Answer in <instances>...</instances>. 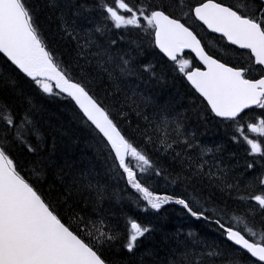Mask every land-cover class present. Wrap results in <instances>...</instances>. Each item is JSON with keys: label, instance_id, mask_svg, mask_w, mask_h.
<instances>
[{"label": "snow or ice", "instance_id": "obj_1", "mask_svg": "<svg viewBox=\"0 0 264 264\" xmlns=\"http://www.w3.org/2000/svg\"><path fill=\"white\" fill-rule=\"evenodd\" d=\"M44 7L81 77L50 47L30 0H0V54L38 91L75 102L106 172L65 161L59 191L45 190L55 161L44 154L39 109L30 98L23 111L0 101V264H146L145 256L151 264H264V0H45ZM95 9L101 20L89 18ZM148 49L190 85L179 101L150 93L164 71L142 58ZM9 86L16 81L0 74V90ZM189 112L205 126L231 129L243 163L226 160L223 144L202 143ZM109 179L130 186L144 212L179 206L230 243L177 230L165 236L166 248L142 253L157 229L127 217L120 227L105 207L123 198ZM157 179L172 191H159Z\"/></svg>", "mask_w": 264, "mask_h": 264}, {"label": "trees", "instance_id": "obj_2", "mask_svg": "<svg viewBox=\"0 0 264 264\" xmlns=\"http://www.w3.org/2000/svg\"><path fill=\"white\" fill-rule=\"evenodd\" d=\"M83 2V0H82ZM91 5L93 0H87ZM108 3H113L114 0H107ZM30 3L37 5L40 9V21L44 28L47 41L50 47L55 49V53L59 59L63 60L66 65L71 64L69 71L73 77L80 78V69L75 66V53L72 52L66 44L60 40V34L57 31L55 20L49 19L52 16L45 7V0H30ZM99 9H95L89 14V18L93 21L101 20L102 17L99 14ZM59 15V13H56ZM216 42V41H214ZM223 42H216L217 47H221ZM146 61H151L157 64L158 69H163L164 78L161 81H154L151 85H148V89L154 98L159 102H163L168 99L179 101L181 96L188 92L189 86L185 79L179 73L172 71V65L168 62L156 49H148L142 57ZM0 74L8 75L11 79L16 81V88L13 89L9 86L6 90H0V101H8L13 107L23 111L28 107L27 101L30 98L32 103L37 106L39 111L35 115L37 127L40 130L41 135L46 140V152L47 155L51 153V159L55 161L49 170L48 176L44 181L45 190L51 186L53 188V195L60 189V180L56 175L59 168L63 167L65 161L72 163L74 168H94L102 175L106 172L105 160L102 156H97L94 145L96 144V134L88 127L84 122L85 119L78 112L72 102L62 96L48 97L47 94L38 91L37 86L31 83V81L24 78L6 59L0 55ZM17 90L23 92L22 96L16 94ZM103 97V93H98ZM105 103H108L106 100ZM179 107V105H178ZM188 107L187 99L183 102L181 111ZM189 125L191 128L197 131V134L202 143L207 144L209 147L214 145H224L223 155L226 160L235 162L239 160L243 163L245 153L244 146L232 143L229 139L231 129L225 130L223 125H213L198 122L195 115L191 112L188 113ZM132 120V125L125 127L131 132L132 127L136 123L134 116L129 117ZM133 137L137 140L140 138L132 133ZM55 141V149L53 150L52 144ZM33 143H37V139L34 136L32 138ZM151 152V147L149 146ZM231 153H235V157H231ZM153 158L158 155L155 152H151ZM30 166V165H29ZM110 192L116 191L123 198L117 201L116 199H110L106 201L105 207L111 209V214H114V219H118L120 227L123 229L126 223V217L136 219L142 223L150 224L157 230L153 234V239L146 241L141 252H147L149 249H163L168 245L165 243V236L180 230L183 234L188 231L199 233L202 238L208 240H216L218 243L223 241L229 243L226 238L220 237L218 233L214 231L215 226H206L200 221L190 219L181 215L179 206H165L167 212L163 209L160 214L154 213L151 210L144 212L143 206L137 208L133 202L132 196L134 190L130 189L123 180L116 183L109 179ZM156 186L162 193L167 191L171 192V187L165 188L162 181L157 179ZM127 189V190H125ZM162 216H166L162 218ZM163 255V252H161ZM114 256L117 260L125 259L124 254L116 252ZM146 264H151V257L145 256Z\"/></svg>", "mask_w": 264, "mask_h": 264}, {"label": "water", "instance_id": "obj_3", "mask_svg": "<svg viewBox=\"0 0 264 264\" xmlns=\"http://www.w3.org/2000/svg\"><path fill=\"white\" fill-rule=\"evenodd\" d=\"M218 35V34H217ZM187 52V51H186ZM2 56H3V54H1ZM194 55V54H193ZM6 58V57H5ZM10 62V61H9ZM11 63V62H10ZM14 66V65H13ZM15 67V66H14ZM18 70V69H17ZM19 71V70H18ZM22 75H24L23 73H21ZM25 76V75H24ZM26 77V76H25ZM26 78H28V77H26ZM29 80H30V78H28ZM62 95H64V94H62ZM65 96V95H64ZM73 103H74V105L77 107V109L79 110V108H78V106L75 104V102L74 101H72ZM80 111V110H79ZM80 113L82 114V112L80 111ZM83 115V114H82ZM85 119H86V117H85Z\"/></svg>", "mask_w": 264, "mask_h": 264}]
</instances>
